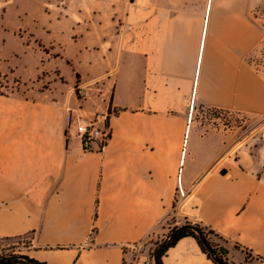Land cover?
Instances as JSON below:
<instances>
[{
  "label": "crops",
  "instance_id": "obj_1",
  "mask_svg": "<svg viewBox=\"0 0 264 264\" xmlns=\"http://www.w3.org/2000/svg\"><path fill=\"white\" fill-rule=\"evenodd\" d=\"M257 7L264 0H134L126 44L98 51L90 74L81 43L70 78L59 58L46 87L26 79L0 94V240L31 236L27 256L44 264H147L181 217L239 260L234 244L264 260V138L237 141L195 119L199 108L264 117V75L249 62L264 40ZM111 109L109 142L86 151L71 114ZM163 262L216 264L192 237Z\"/></svg>",
  "mask_w": 264,
  "mask_h": 264
},
{
  "label": "rangeland",
  "instance_id": "obj_2",
  "mask_svg": "<svg viewBox=\"0 0 264 264\" xmlns=\"http://www.w3.org/2000/svg\"><path fill=\"white\" fill-rule=\"evenodd\" d=\"M98 1L0 0V49L4 45L0 53V94L21 89L26 79L42 82V86L46 87L48 78L58 75L56 65L60 63L59 58L67 60V67L62 64V70L70 78L74 69L70 65L71 59L67 58L76 59L81 43L87 49L80 60L83 72L87 74L91 73L90 67L103 62L102 54L98 51L106 56L107 48L126 44L128 7L134 0H115L112 4ZM254 15L264 25V9L257 7ZM249 62L264 75V40L253 51ZM78 95L80 99L87 98L83 92ZM195 119L212 129L235 133L237 141L257 129L255 141L251 144L258 145L264 138V117L250 118L237 113L199 108ZM182 200L184 198H177V209L181 207ZM177 220L179 226L198 224L187 218L179 217ZM210 241L218 252L227 250L228 242L221 236L212 234ZM30 242L31 236L0 240V258L14 254L28 255ZM244 256L245 259L239 260L229 251L222 255L228 264H264V260L255 256L247 257L245 253Z\"/></svg>",
  "mask_w": 264,
  "mask_h": 264
},
{
  "label": "built area",
  "instance_id": "obj_3",
  "mask_svg": "<svg viewBox=\"0 0 264 264\" xmlns=\"http://www.w3.org/2000/svg\"><path fill=\"white\" fill-rule=\"evenodd\" d=\"M73 113V111H71ZM118 113L117 110H110L104 116H96L94 119H86L83 116H76L73 119L71 114L70 121L75 125L76 133L81 138L83 148L86 151L98 150L101 151L109 142L112 132L110 128L111 118ZM182 194V192H181ZM141 244L130 246L132 252H138ZM128 254V253H127ZM154 261L147 264H153ZM124 264H136L133 259L125 258Z\"/></svg>",
  "mask_w": 264,
  "mask_h": 264
},
{
  "label": "trees",
  "instance_id": "obj_4",
  "mask_svg": "<svg viewBox=\"0 0 264 264\" xmlns=\"http://www.w3.org/2000/svg\"><path fill=\"white\" fill-rule=\"evenodd\" d=\"M76 78H77V80H79V75H78V74H76ZM188 225L193 226V229H186V230H183V231H181L180 233H178L177 235H175L173 238H171V239L168 241V243L166 244L165 248L159 253L157 259L154 260V254H155V252H156V250H157V248H158L160 242L156 244V248L154 249L153 253L151 254V257H152V259H153V261H154L153 264H164V262H163V258H164V256L166 255L167 251H168L170 248L174 247V246H175V245H176V244H177L182 238H185V237H192V238H194V239L198 242V244H199L200 248L202 249V251H203L205 254H207V256L209 257V259L212 260L210 254L206 252V249H205V247L203 246L201 240L199 239V236H198V234H197L196 231H198L199 234L203 235V236L205 237V239L208 241V243L211 245V247L213 248V250H214V251H215V252H216V253H217L222 259H224V258L222 257V255H224V253H228V251H227V250H224L223 252H218L217 249L214 248V247L212 246L211 241H210V235H212V234H216V235L220 236L219 234H217V233H216L215 231H213L212 229H209L208 227L203 226L202 224H199V223H198V224H195V225H193V224H188ZM176 228H177V227L172 228V229L170 230V232L173 231V230L176 229ZM222 238H223V237H222ZM9 239H12V238H5V239H3V240H9ZM223 239H224V238H223ZM161 242H162V241H161ZM234 247L237 248V249H239V250H241L242 252H244L245 255H247V257L254 256V254H253V252H252L251 250H248V249L242 247V246L239 245V244H234ZM255 257H256V256H255ZM257 258L263 260V259L260 258V257H257ZM35 261H36V260H35ZM212 261H213V260H212ZM36 262L39 263V264H44V263H40V262H38V261H36ZM213 262H214V261H213ZM19 263H21V264H27V263H25L23 260H20V259H11V260H7V261H5V262H3V263H0V264H19ZM215 263H216V262H215ZM216 264H217V263H216Z\"/></svg>",
  "mask_w": 264,
  "mask_h": 264
},
{
  "label": "water",
  "instance_id": "obj_5",
  "mask_svg": "<svg viewBox=\"0 0 264 264\" xmlns=\"http://www.w3.org/2000/svg\"><path fill=\"white\" fill-rule=\"evenodd\" d=\"M222 174H225L226 171H222ZM186 229H193V226L185 224L183 226H179L176 229H174L173 231L169 232V234L165 237V239L160 243V245L158 246L155 254H154V260L157 259L159 253L165 248L166 244L168 243V241L173 238L175 235H177L178 233H180L183 230ZM199 239L201 240L203 246L206 249V252L210 254L212 260L214 262H216L217 264H228L224 259H222L211 247V245L208 243V241L205 239V237L201 234H199L198 231H196ZM11 259H20L23 260L25 263L27 264H39L37 263L33 258L27 256V255H19V254H14V255H10V256H4L0 258V263H3L7 260H11Z\"/></svg>",
  "mask_w": 264,
  "mask_h": 264
}]
</instances>
